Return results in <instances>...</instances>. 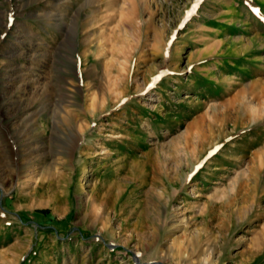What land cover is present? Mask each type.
I'll list each match as a JSON object with an SVG mask.
<instances>
[{"label": "rangeland", "instance_id": "rangeland-1", "mask_svg": "<svg viewBox=\"0 0 264 264\" xmlns=\"http://www.w3.org/2000/svg\"><path fill=\"white\" fill-rule=\"evenodd\" d=\"M0 264H264V0H0Z\"/></svg>", "mask_w": 264, "mask_h": 264}]
</instances>
